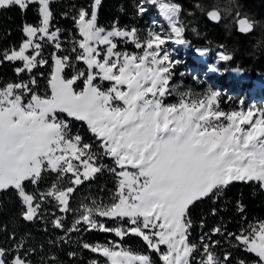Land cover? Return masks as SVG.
<instances>
[{
  "label": "snow or ice",
  "instance_id": "6c2138e0",
  "mask_svg": "<svg viewBox=\"0 0 264 264\" xmlns=\"http://www.w3.org/2000/svg\"><path fill=\"white\" fill-rule=\"evenodd\" d=\"M51 3L0 0V9L17 6L22 12L35 4L38 16L36 24L22 25L18 45L0 50V64H19L14 67L17 80L0 82V191H15L25 221L45 220L64 232L57 241L49 240L50 245L67 243L72 233L98 230L121 240L128 234L140 237L162 264H232V253L221 257L215 250L219 241L211 238L224 234L221 226L202 234L199 243L190 240L191 209L205 199L215 198V203L234 182L256 183L264 190V108L225 112L219 106V91L178 92L170 87L177 62L162 46L167 41L187 44L179 20L181 7L172 0H141L136 5L141 15L145 4L158 6L168 24L167 31L150 28L143 37L136 27L98 26L102 0L73 5L75 33L69 32L67 41L52 23ZM207 15L221 19L218 8ZM236 16L240 32L252 30L253 21L240 18L239 12ZM128 43L138 51L118 46ZM46 46L52 48L47 57ZM231 58L218 53L219 61ZM79 62L86 68H78ZM38 67L48 69L47 74L39 73L46 81L43 94L34 74ZM210 70L219 69L213 64ZM103 82L110 86L103 88ZM173 93L178 102L166 103ZM60 114L83 122L92 142L73 133L69 119ZM104 158L112 166L101 163ZM105 171L115 184L108 202L93 200L72 208L76 187ZM53 174L55 179L42 189L44 177ZM237 207L243 211L239 202ZM216 212L213 208L211 214ZM68 213L74 214L70 227L65 225ZM104 219L114 226H106ZM204 226L202 220L201 229ZM15 235L8 237L11 247L0 246V264H33L29 257L36 249L25 248V238L17 241ZM227 236L234 237L233 248L258 257L254 264H264V221ZM78 243L105 257L108 264H155L149 254L118 242ZM41 264H57V257L42 258ZM236 264L246 261L237 259Z\"/></svg>",
  "mask_w": 264,
  "mask_h": 264
},
{
  "label": "trees",
  "instance_id": "16d2710c",
  "mask_svg": "<svg viewBox=\"0 0 264 264\" xmlns=\"http://www.w3.org/2000/svg\"><path fill=\"white\" fill-rule=\"evenodd\" d=\"M181 7L179 19L184 25V38L191 44H200L208 46H222L229 52L231 59L227 61V66H238L244 71L254 72L264 69V0H172ZM90 3V0H52L51 10L54 19L53 25L62 29L61 39L67 41L69 32L75 33L71 19L73 5L79 7ZM138 0H102L98 10L97 24L104 28H110L114 23L121 28L136 27L140 30V35H146L147 30L153 28L151 19L156 13L153 4L146 6L145 13L137 14L136 5ZM199 6V7H198ZM37 5L33 4L26 11H21L17 6L0 9V50L18 45L23 38L22 25L27 22L36 24L38 16L36 12ZM220 9L221 19L216 21L208 17L209 10ZM230 9V11H228ZM239 11L241 15L251 16L258 21L253 24L251 31L241 33L236 29L235 13ZM69 13L65 16L64 13ZM240 15V16H241ZM65 43V47H67ZM121 50L138 51L134 45L119 44ZM52 51L51 46H46L44 55L47 57ZM19 64L4 62L0 64V82L17 80L14 67ZM78 68H86L82 63H78ZM46 67L34 70L40 85L41 94L46 87V81L39 73L47 74ZM179 71V73H178ZM71 70H69V74ZM172 79L180 77L182 80L195 82L196 78H191L182 66H174L172 69ZM27 78V73L22 74ZM96 83L100 84L99 80ZM82 87V81L78 82ZM200 86V85H199ZM103 88L107 85L103 82ZM60 118L69 119L72 125L73 133H79L85 142H92L91 134L87 131V126L83 122L67 118L66 114H60ZM101 163L112 166L109 158H104ZM55 179L53 175H46L41 182V188ZM27 189L31 190L32 185L27 183ZM115 184L112 176L107 172L96 174L94 179L84 181L76 187L70 201L72 208H78L80 203L94 199L100 200L102 196L108 193V190L114 189ZM215 199V198H213ZM213 199H205L198 202L191 209V218L193 228L191 229L190 240L195 243L200 242V236L204 233L211 234V230L216 226H221L223 235L212 236V240L219 241L216 247L217 253L222 257L224 252L232 253V264H236L237 259H244L246 264H254L258 261L252 253H247L241 248H233L234 237L230 238L227 233H239L240 229L246 228L249 223L264 221V190H261L256 183H231L223 192L222 196L213 203ZM243 206L241 212L237 203ZM217 210L216 215H212V209ZM51 211V209H50ZM21 204L13 189L0 191V246L11 247L12 241L8 239L12 232H15V239L19 241L25 238V248L33 247L36 251L30 254L33 264H41L42 258L48 259L52 255L57 257V264H89L91 260H97L98 264H104L106 258L99 253H92L83 249L78 241H87L91 244L107 243L109 241H118L120 244L133 251H139L150 256L155 264L158 255L147 248L144 241L133 234H128L121 240L114 233L98 230L86 231L79 234L72 233L67 243L58 242L56 245H50L49 240L57 241L58 237L64 235V232L53 229L50 223L45 220L37 219L29 222L25 221L20 215ZM74 219L73 213L65 216V225L70 227ZM101 219V218H98ZM204 221L203 229L200 227L201 221ZM103 222L108 227H113L114 222L104 219ZM69 252H75L74 257L68 255Z\"/></svg>",
  "mask_w": 264,
  "mask_h": 264
},
{
  "label": "rangeland",
  "instance_id": "374dc122",
  "mask_svg": "<svg viewBox=\"0 0 264 264\" xmlns=\"http://www.w3.org/2000/svg\"><path fill=\"white\" fill-rule=\"evenodd\" d=\"M138 1L139 3L141 2V0ZM148 4L151 3L145 4V7ZM154 7L156 9V13L152 15V29L156 31H160L161 29L167 31V21L159 11L158 6L154 5ZM236 13L235 17L237 18ZM247 17L253 21V24L258 23V21L253 17ZM184 39L187 41V44L177 45L171 41H167L162 47L168 50L171 54V59L177 62L174 64V66L176 65L184 67L185 71L191 76V78H196L197 81L201 82L190 80L185 81L178 77L175 79V81H169L170 87L175 88L178 92L190 91L193 93H204L208 89L219 91L221 93L219 106L220 109L225 112L241 109L246 111L252 106H255L256 108H264V69L250 72L244 71L238 66H227V61L218 60V53L225 52L229 54V52L222 46L218 45L211 47L208 45L191 44L188 39ZM262 48H264V46ZM198 49L205 50V54H199L197 51ZM213 64H215L219 69L218 71L210 70V66ZM104 83L107 85V87L110 86V82ZM178 99L179 97L176 95V93H173L172 95L166 97L165 102L169 104L176 103L178 102ZM110 190L114 191L115 188ZM110 190H108V193L104 194L100 200L96 201L108 202ZM93 200L94 199H91L86 203L91 205ZM114 242L118 241L114 240ZM122 246L128 248L124 245ZM151 258H154V255H152ZM157 262L158 264H162V262L159 261V257ZM104 264H108L107 259L105 260Z\"/></svg>",
  "mask_w": 264,
  "mask_h": 264
},
{
  "label": "water",
  "instance_id": "95a60500",
  "mask_svg": "<svg viewBox=\"0 0 264 264\" xmlns=\"http://www.w3.org/2000/svg\"><path fill=\"white\" fill-rule=\"evenodd\" d=\"M243 17H247V16H245V15H241V16H240V18H243ZM247 18H248V17H247ZM236 29H237V31H239V30H238V26H237V24H236ZM239 32H240V31H239ZM241 33H242V32H241Z\"/></svg>",
  "mask_w": 264,
  "mask_h": 264
}]
</instances>
